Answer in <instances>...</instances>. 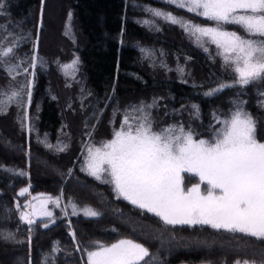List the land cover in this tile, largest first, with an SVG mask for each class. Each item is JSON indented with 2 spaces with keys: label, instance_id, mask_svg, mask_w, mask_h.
<instances>
[{
  "label": "trees",
  "instance_id": "trees-1",
  "mask_svg": "<svg viewBox=\"0 0 264 264\" xmlns=\"http://www.w3.org/2000/svg\"><path fill=\"white\" fill-rule=\"evenodd\" d=\"M54 1L61 9L51 15V0H0V51L15 52L0 57V264H87L96 242L121 239L147 247V264H264V241L208 226L165 225L117 198L112 186L81 170L78 158L87 142L102 146L112 140L126 114L139 119L143 114L133 109L141 105L154 129L183 125L197 139H211L222 127L214 115L223 119L239 105L254 117L256 137L264 142V83L206 95L234 83L215 44L207 37L198 42L199 33L149 9L215 25L167 0ZM224 27L244 35L236 25ZM77 57L74 69L63 67ZM27 59L36 65L34 76L25 74ZM15 65L13 79L6 69ZM29 81L30 104L9 102L4 93ZM196 179L186 177V183ZM29 194L59 197V203H48L51 218L31 225L21 220ZM72 204L100 215H73Z\"/></svg>",
  "mask_w": 264,
  "mask_h": 264
},
{
  "label": "snow or ice",
  "instance_id": "snow-or-ice-1",
  "mask_svg": "<svg viewBox=\"0 0 264 264\" xmlns=\"http://www.w3.org/2000/svg\"><path fill=\"white\" fill-rule=\"evenodd\" d=\"M167 2L215 25H195L171 13L149 9L168 22L180 24L192 35L199 33L198 42L201 37H208L209 42L215 44L224 65L234 73V83L221 84L206 95H213L225 87L264 83V0ZM225 25L238 26L244 35L227 30ZM200 46L203 47V43ZM204 50L208 51L207 47ZM14 55L13 47L0 51L3 58ZM37 59V56L32 57L33 61ZM78 63L77 57L63 67L74 69ZM18 67L6 69L13 79ZM25 74L35 75L26 69ZM25 88L29 90L25 92ZM30 89L31 81L10 95H4L9 97V102L15 100L18 105L26 106L31 102ZM147 107H155V104ZM193 108L199 111L198 106L193 105ZM144 109L143 105L133 109L138 115L143 114L139 119L126 114L120 129L114 131V138L102 147H89L85 168L81 170H87L101 183L113 185L117 198L122 197L133 206L154 214L165 225L208 226L216 231L239 233L264 241V142L256 137L254 117L238 105L223 119L214 115L216 123L222 127L213 132L211 139H197L183 125L154 129L151 113ZM66 147L64 145L60 150ZM185 174L197 177L198 181L186 183ZM27 192L25 188L20 195ZM47 200L59 203V197H48ZM71 207L73 215L78 211L89 217L100 215L91 207L78 209L76 204ZM37 214L49 218L53 215L41 205L39 212H21L20 218L31 225L34 223L31 217ZM44 226L48 227V224ZM87 256V264H147L145 258H150V252L143 244L121 239L111 245L96 242L94 250H89ZM235 264H249V261L237 260Z\"/></svg>",
  "mask_w": 264,
  "mask_h": 264
},
{
  "label": "rangeland",
  "instance_id": "rangeland-1",
  "mask_svg": "<svg viewBox=\"0 0 264 264\" xmlns=\"http://www.w3.org/2000/svg\"><path fill=\"white\" fill-rule=\"evenodd\" d=\"M60 9H61V7H60ZM60 9H59V5H57V3H55V1L54 0H51V15H52V13L54 12V10H56V13H60ZM55 16H57V14H55ZM208 38V37H207ZM208 40H209V38H208ZM27 62H26V70L27 71H29V73H32V66H31V64L28 62V59L26 60ZM114 138V137H113ZM89 147H93V148H100V147H102V146H100V144L99 145H97V144H93V143H86L84 146H83V148H82V150H81V152H80V155H79V159H80V162H81V164H84L85 165V159H86V157H87V155H88V148ZM186 175V177H188L187 176V174H185ZM197 178V177H196ZM198 181V178L196 179V182ZM106 184V183H105ZM108 185H110V186H112L113 187V185H111V184H108ZM203 187V186H202ZM29 191V190H28ZM28 193V192H27ZM36 198V199H33V198ZM29 201H28V204H31V205H33L34 207H28V208H26V210H25V212H28V213H32V212H34V211H36V212H39V210H40V207H41V205H43V208H44V210L45 211H49V209H48V203H49V201L47 200V198H45L44 196H41V195H37V196H32V195H30L29 194ZM61 201H62V199H61ZM27 204V205H28ZM51 212V211H50ZM45 217H47V216H44V215H42V214H37V215H33L32 217H31V219H33V220H35V219H38V218H45Z\"/></svg>",
  "mask_w": 264,
  "mask_h": 264
}]
</instances>
